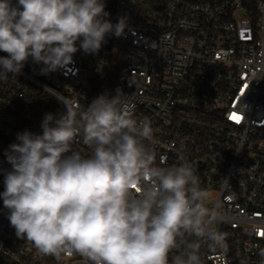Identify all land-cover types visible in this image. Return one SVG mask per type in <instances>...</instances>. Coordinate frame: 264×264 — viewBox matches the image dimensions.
<instances>
[{"label":"built area","instance_id":"2783aa9c","mask_svg":"<svg viewBox=\"0 0 264 264\" xmlns=\"http://www.w3.org/2000/svg\"><path fill=\"white\" fill-rule=\"evenodd\" d=\"M105 3L113 23L128 18L122 36L106 37L97 54L78 50L47 75L29 58L15 79L0 81V168L11 167L4 153L17 133H38L45 113L64 111L51 90L77 94L87 106L120 89L134 118L151 122L156 163L183 157L209 200L222 205L212 227L225 234L227 249L202 242V264H264V0ZM7 216L0 199V264H91L78 254H41L17 238ZM195 239L178 238L169 264Z\"/></svg>","mask_w":264,"mask_h":264},{"label":"clouds","instance_id":"9594fccd","mask_svg":"<svg viewBox=\"0 0 264 264\" xmlns=\"http://www.w3.org/2000/svg\"><path fill=\"white\" fill-rule=\"evenodd\" d=\"M105 8V0H0V52L7 54L0 81L15 79L29 58L47 75L78 50L99 53L106 37L128 27L126 16L113 23ZM50 96L64 111L45 113L38 133H17L4 153L11 167L0 168V199L18 239L43 255L78 254L91 264H169L186 234L196 239L174 264H202V242L227 249L225 234L212 227L223 219L220 202L209 200L183 157L156 163L151 122L134 118L120 89L87 106L77 94Z\"/></svg>","mask_w":264,"mask_h":264}]
</instances>
